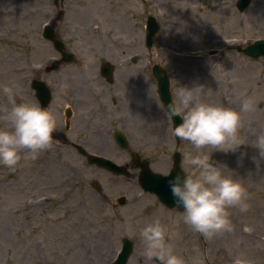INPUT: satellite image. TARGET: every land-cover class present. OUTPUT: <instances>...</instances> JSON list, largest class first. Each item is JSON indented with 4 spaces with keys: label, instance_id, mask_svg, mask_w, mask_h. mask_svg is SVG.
I'll list each match as a JSON object with an SVG mask.
<instances>
[{
    "label": "rangeland",
    "instance_id": "rangeland-1",
    "mask_svg": "<svg viewBox=\"0 0 264 264\" xmlns=\"http://www.w3.org/2000/svg\"><path fill=\"white\" fill-rule=\"evenodd\" d=\"M59 14L56 34L67 48L77 49L82 40L95 47L92 54L85 46L81 56L72 49L77 60L68 68L97 64L104 47L129 46L137 57L132 62L137 93L148 86L156 95L151 67L158 63L168 72L175 104L177 86L196 83L205 85L202 98L210 103L239 110L243 98L253 99L254 109L242 113L244 144L235 152L196 149L180 138L178 149L170 122L165 133L156 135L165 143L133 151L160 175L169 172L175 152L189 175L193 168L185 165V152L208 154L245 185L249 207L246 212L230 209L232 230L207 237L174 211L162 210L154 195L144 194L138 169L130 171L132 180L116 177L88 164L80 152L52 142L34 160L22 156L15 170L0 165V264H112L124 239L133 244L126 264H153L142 254L139 228L157 216L168 225L174 251L186 264H235L237 258L264 264V159L254 147L264 134V57L251 59L230 49L264 40V0H251L242 13L235 2L219 0H0V126L11 108L10 95L18 103L32 101L30 82L55 57L41 37L42 28ZM147 16L160 26L149 51L144 44ZM212 51L218 52L209 55ZM59 70L44 74V81L59 77ZM86 152L117 165L126 158L111 146ZM95 182L98 192L92 189ZM119 197L124 205L116 203ZM144 207L157 209L140 220L147 217L140 216Z\"/></svg>",
    "mask_w": 264,
    "mask_h": 264
},
{
    "label": "clouds",
    "instance_id": "clouds-1",
    "mask_svg": "<svg viewBox=\"0 0 264 264\" xmlns=\"http://www.w3.org/2000/svg\"><path fill=\"white\" fill-rule=\"evenodd\" d=\"M205 85L177 86L178 105L165 107L167 119L174 116L180 122L171 128L173 136L189 142L196 149L213 146L220 151L235 152L243 141L239 135L242 113L255 107L250 97L241 101L239 110L205 101ZM11 108L0 126V165L15 170L23 158L36 159L39 153L50 147L57 116L38 101L17 102L9 96ZM264 159V134L256 137L255 145ZM185 165L191 166V175L179 172L169 180V188L180 209V217L192 230L207 237L232 230L230 209L248 210L245 185L235 178L228 166L212 156L197 152H185ZM182 209V210H181ZM143 242L142 254L153 264H186L174 251L170 242L168 225L160 217H153L139 228ZM156 258V259H154ZM235 264H250L246 258H237Z\"/></svg>",
    "mask_w": 264,
    "mask_h": 264
},
{
    "label": "flooded vegetation",
    "instance_id": "flooded-vegetation-1",
    "mask_svg": "<svg viewBox=\"0 0 264 264\" xmlns=\"http://www.w3.org/2000/svg\"><path fill=\"white\" fill-rule=\"evenodd\" d=\"M204 1L211 2L213 0ZM219 1L237 2V0ZM57 21L52 22L55 33ZM59 38L61 39V37ZM78 44L77 49L71 47L78 51L79 56H81L80 52L86 51L85 46L88 45H90L88 49L91 50L92 54L94 53L95 47L92 46L91 42L82 40ZM64 45L66 46L65 43ZM51 47L55 57L51 58L49 65L45 66L33 79L45 84L49 92V102L44 105L37 92L32 90L33 80L29 87L33 93L32 101H38L42 107L53 110L57 116L56 127L52 133L53 143L80 152L85 157L86 162H88L89 154L86 150L108 146L117 148L126 155L121 166H124L128 172L139 163L132 157V151H136L135 148L144 149L152 146V143H165L166 140L163 137L156 135L165 133L167 122L171 124V133L173 124L171 120L167 119V113L157 93L156 95L152 94L148 86H141L140 89L145 94H139L133 87L132 47L125 46L120 50L108 46L104 47L99 53V57H102L103 60L99 58L97 64L83 65L78 69L68 68L67 66L74 62L63 63L65 57L52 45ZM72 49L67 48L75 55L76 61L77 55ZM107 69L111 71L109 74L106 72ZM57 70H59V77H51L48 83L47 80L44 81L42 77L44 74H51ZM172 102L175 106H179L178 102L175 104L173 99ZM172 137L177 141L178 149L181 148L180 139L173 135ZM129 178L132 180V176ZM120 198L122 197L116 199V203L119 204ZM123 199L124 203L119 205L125 204L126 200ZM162 207V210L174 211L180 217L178 208ZM156 209L141 208L140 216L147 217L140 219L134 215V219L149 218L148 216L154 214ZM135 220L132 219V221Z\"/></svg>",
    "mask_w": 264,
    "mask_h": 264
},
{
    "label": "water",
    "instance_id": "water-1",
    "mask_svg": "<svg viewBox=\"0 0 264 264\" xmlns=\"http://www.w3.org/2000/svg\"><path fill=\"white\" fill-rule=\"evenodd\" d=\"M250 1L251 0H238L235 5L236 9L240 13H242L249 6ZM57 19H59V16ZM159 29H160V26L156 22L155 18L152 16H148L146 19L145 37H144L145 47L148 50L151 49L153 38L158 33ZM42 38L51 42L52 46L63 57H65L63 60V63H70L74 61V56L66 51L63 43L56 37L55 32H54V25L46 24L43 27ZM231 49H236V51L242 52L245 56L250 57L252 59H258L260 57H264V40H256L253 43L249 44L244 49L240 47L231 48ZM135 60L136 58L134 57L132 61H135ZM106 72L107 74H109L111 71L107 69ZM152 75L157 82V93L160 96L163 105L167 107L168 104H172L171 94L169 90L170 83H169L167 74L160 65L155 64L152 67ZM31 88L32 90L36 91L37 94L41 97V101L44 105H46L49 102V99H50L49 92L46 86L44 85V83L35 80L32 82ZM179 122H180V117L178 115L174 116L173 121H172L173 126H175ZM122 142L124 143V141ZM132 157L135 161H139V163L134 167V169L140 170L137 179H138V184L141 187V189L145 193L154 194L162 205L168 208H178V206L176 205L175 199L172 196L171 190L169 188V180L173 176H175L178 172L181 175L186 174L182 170L181 165H180V161H181L180 154L178 152H175L173 154L172 156L173 163H172L170 172L167 176H162V175L155 174L154 172H152L149 168L148 162L144 160L141 161L137 153L133 152ZM88 163L90 165H96L97 167L104 168L116 176L122 175L125 177H130V174L127 172L124 166H118L104 158L91 155L88 158ZM92 188L96 192L100 191V187L98 186L96 182L92 184ZM118 202L119 204H123L124 199L120 198ZM131 253H132V243L128 239H124L122 241L121 249L118 252L112 264H126Z\"/></svg>",
    "mask_w": 264,
    "mask_h": 264
},
{
    "label": "bare ground",
    "instance_id": "bare-ground-1",
    "mask_svg": "<svg viewBox=\"0 0 264 264\" xmlns=\"http://www.w3.org/2000/svg\"><path fill=\"white\" fill-rule=\"evenodd\" d=\"M139 94H145V92L143 91V90H141L140 92H139ZM187 257V256H186Z\"/></svg>",
    "mask_w": 264,
    "mask_h": 264
}]
</instances>
